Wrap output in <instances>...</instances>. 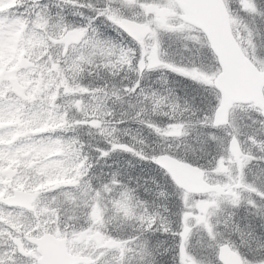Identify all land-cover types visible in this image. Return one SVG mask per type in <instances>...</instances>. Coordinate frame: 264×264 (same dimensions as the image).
Segmentation results:
<instances>
[{"label":"snow or ice","instance_id":"6c2138e0","mask_svg":"<svg viewBox=\"0 0 264 264\" xmlns=\"http://www.w3.org/2000/svg\"><path fill=\"white\" fill-rule=\"evenodd\" d=\"M124 153L143 171H97ZM242 211L264 222V0H0V264H264Z\"/></svg>","mask_w":264,"mask_h":264},{"label":"clouds","instance_id":"9594fccd","mask_svg":"<svg viewBox=\"0 0 264 264\" xmlns=\"http://www.w3.org/2000/svg\"><path fill=\"white\" fill-rule=\"evenodd\" d=\"M119 127L121 129L117 133L119 139L126 140L129 143H131L137 135H141V134L149 139H155L154 137L150 136V134L148 133L146 129H142L141 125L139 123H136L135 121H130L128 124L121 125ZM134 147L139 151H147L145 146L141 144H135ZM93 155H95V153H93ZM97 163L101 165V167L98 168L97 171L102 172L103 167L99 159L97 160ZM105 163L107 162H103V164ZM113 163L116 164L119 168L124 169L125 172L131 169H136L138 166L143 164L142 161H138L136 159H126V160L119 159L117 161H113ZM129 166H131V168ZM140 170L143 171V167H140ZM148 183H149V186L153 189V195H155L156 192L160 191L163 188L164 180H163V177H161L159 181H153V179L149 177ZM140 187L143 188V185L141 184ZM160 203L163 204L165 202L161 200Z\"/></svg>","mask_w":264,"mask_h":264},{"label":"trees","instance_id":"16d2710c","mask_svg":"<svg viewBox=\"0 0 264 264\" xmlns=\"http://www.w3.org/2000/svg\"><path fill=\"white\" fill-rule=\"evenodd\" d=\"M181 94H183V93L181 92ZM120 159H122V160H126V159H134V158L131 156V154L124 153V154H122V155L120 156ZM115 167H117V165L114 164V163L112 162V163H110V165H109V167H108L109 170H107L106 168H104L103 171H104L105 173H107L108 171H110L112 168H115ZM140 167H143V168H144L145 165L142 164V165L138 166L136 169L139 170ZM122 170H124V169H122ZM129 171H131V170H129ZM137 173L140 174L139 171H135V172H133L132 174H133L134 176H136ZM142 190H143V189H142Z\"/></svg>","mask_w":264,"mask_h":264},{"label":"bare ground","instance_id":"6f19581e","mask_svg":"<svg viewBox=\"0 0 264 264\" xmlns=\"http://www.w3.org/2000/svg\"><path fill=\"white\" fill-rule=\"evenodd\" d=\"M137 175H139V173H137L136 176H137ZM142 189H143V188H141V192H142ZM249 221H251V223H252L253 225H254V222H259V220H257V219H255V221H254V220H249ZM249 221H248V223H249Z\"/></svg>","mask_w":264,"mask_h":264}]
</instances>
